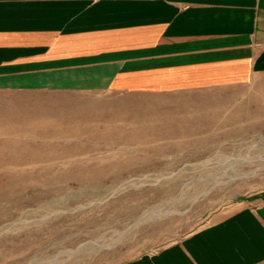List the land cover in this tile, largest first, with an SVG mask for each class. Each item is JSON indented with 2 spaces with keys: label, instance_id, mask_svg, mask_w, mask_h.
Returning a JSON list of instances; mask_svg holds the SVG:
<instances>
[{
  "label": "rangeland",
  "instance_id": "374dc122",
  "mask_svg": "<svg viewBox=\"0 0 264 264\" xmlns=\"http://www.w3.org/2000/svg\"><path fill=\"white\" fill-rule=\"evenodd\" d=\"M194 95L65 92L25 119L0 148V264L128 263L263 191L264 111L191 119Z\"/></svg>",
  "mask_w": 264,
  "mask_h": 264
},
{
  "label": "crops",
  "instance_id": "0c3cea01",
  "mask_svg": "<svg viewBox=\"0 0 264 264\" xmlns=\"http://www.w3.org/2000/svg\"><path fill=\"white\" fill-rule=\"evenodd\" d=\"M99 89L195 94L178 106L191 119L216 102L261 118L264 0H0V148L56 94ZM121 264H264V190Z\"/></svg>",
  "mask_w": 264,
  "mask_h": 264
},
{
  "label": "bare ground",
  "instance_id": "6f19581e",
  "mask_svg": "<svg viewBox=\"0 0 264 264\" xmlns=\"http://www.w3.org/2000/svg\"><path fill=\"white\" fill-rule=\"evenodd\" d=\"M238 175V174H237ZM60 261V260H59Z\"/></svg>",
  "mask_w": 264,
  "mask_h": 264
}]
</instances>
